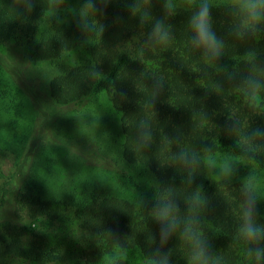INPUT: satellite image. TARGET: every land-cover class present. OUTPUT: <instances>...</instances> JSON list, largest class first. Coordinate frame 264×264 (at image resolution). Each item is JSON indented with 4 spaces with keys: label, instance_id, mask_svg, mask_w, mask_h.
Segmentation results:
<instances>
[{
    "label": "trees",
    "instance_id": "trees-1",
    "mask_svg": "<svg viewBox=\"0 0 264 264\" xmlns=\"http://www.w3.org/2000/svg\"><path fill=\"white\" fill-rule=\"evenodd\" d=\"M214 1L208 3L210 24L221 49L207 58L190 43V18L200 3L183 8L169 0H100L88 12L85 32L74 35L44 26L53 0H0V45L23 36L34 42L30 57L38 62L62 59L77 41L88 52L84 63L49 83L50 100L65 110L51 117L42 109L25 136L17 169L0 200V264L29 256L24 237L35 236L45 223L65 220L76 221L92 236L84 264H159L164 257L167 264H191L184 234L189 223L204 241L210 264H256L238 231L246 197L217 180L208 163L218 152L229 153L256 163L264 177V135H258L264 133V22L255 33L243 31L236 4ZM157 22L168 33L165 42L152 38ZM11 77L21 88V80ZM106 91L121 115L123 174L138 195L133 199L83 189L60 195L50 190L47 177L38 185L29 181L41 147L55 144L40 126L51 125L66 111H80ZM16 92H0V121H8L14 110L22 117L12 99ZM32 98L37 112L47 108L46 99ZM83 154L86 159L88 153ZM98 155H88L86 161H97L89 166L111 171L114 165ZM146 176L152 180L144 189ZM168 203L179 227L162 243L155 213ZM18 206L23 216L16 213ZM253 212L264 226V213L255 202ZM46 256L47 262L56 260L53 251Z\"/></svg>",
    "mask_w": 264,
    "mask_h": 264
},
{
    "label": "rangeland",
    "instance_id": "rangeland-1",
    "mask_svg": "<svg viewBox=\"0 0 264 264\" xmlns=\"http://www.w3.org/2000/svg\"><path fill=\"white\" fill-rule=\"evenodd\" d=\"M99 1L53 0L54 5L47 14L44 26L52 30L71 31L74 35L84 33L87 28L88 12ZM169 2L176 7L187 8L199 4L201 0ZM214 2L208 0V3ZM222 2L236 4L237 1ZM61 3L63 4L60 5ZM33 44L34 42L29 43L25 37L17 36L11 43L0 45V92L7 91L8 88H14L15 92L18 89L12 99L16 108L22 112L21 117L17 116L14 110L8 121H0V200L6 183L17 169V161L30 125L41 117L42 109H46L51 117H55L58 110H65L50 100V81L56 75L88 59L87 46L77 41L75 48L60 60L34 61L30 57ZM11 75L21 80L22 89L13 82ZM35 94L44 101L46 99L47 108L42 107L37 112L36 104L30 101ZM8 99L7 97V101ZM49 101H52V104ZM2 103L3 100L0 101V106ZM61 115L51 125L40 126L41 129L45 127L49 130L55 144L41 147L31 169L29 181L38 185L39 179L47 177L52 182L50 190L60 195L72 189L75 193L82 192L83 189L90 193L96 190L100 194H125L131 197L138 195L136 188L123 174L126 166L121 159L123 142L121 115L112 104L110 93L106 91L94 96L78 112L66 111ZM15 118H18L19 123L11 125L10 120ZM94 150L98 151L109 165H114L111 171L89 166H95L97 163L95 160L86 161L89 154L96 152ZM84 152L88 153L86 159L83 156ZM208 164H211L210 171L219 178L217 180L227 181L233 185L234 193L239 191L242 199L246 197L245 188L249 185L253 187L257 191L256 200L253 198L255 205L264 213V196L263 199L259 198L260 194L264 195V177L256 163L235 158L229 153L218 152ZM134 168L141 173L144 172L139 167ZM151 180V176L143 179L144 189L149 188ZM237 183L243 184V187L240 188ZM252 195L254 196L253 192ZM15 210L20 216L25 214L19 206L15 207ZM91 242L92 236L76 221L48 222L35 236L24 237L23 246L29 256L11 257L10 264H84V252L89 250ZM43 251L46 255L53 251L56 260L47 262V256ZM36 253L43 255L42 261L37 259Z\"/></svg>",
    "mask_w": 264,
    "mask_h": 264
},
{
    "label": "clouds",
    "instance_id": "clouds-1",
    "mask_svg": "<svg viewBox=\"0 0 264 264\" xmlns=\"http://www.w3.org/2000/svg\"><path fill=\"white\" fill-rule=\"evenodd\" d=\"M236 7L240 16L239 29L255 33L257 25L264 22V0H237ZM190 26L193 33L191 45L201 49L207 58L217 56L221 49V41L211 29L208 0H201L199 7L190 18ZM241 30L237 31L238 36L242 35ZM152 38L159 42H165L168 38V33L162 29L159 22L153 28ZM258 135H264V133H258ZM250 187L249 185L245 188L246 199L242 205L238 231L240 237L249 245L245 249L247 256L256 264H260V261L264 259V247L261 246V242L264 241V226L256 223L254 219V199ZM174 212V206L170 203L156 210V219L162 227V243L179 227V221ZM184 234L191 245V264H210L204 241L195 232L191 223L185 226ZM159 264H167V258L164 257Z\"/></svg>",
    "mask_w": 264,
    "mask_h": 264
},
{
    "label": "snow or ice",
    "instance_id": "snow-or-ice-1",
    "mask_svg": "<svg viewBox=\"0 0 264 264\" xmlns=\"http://www.w3.org/2000/svg\"><path fill=\"white\" fill-rule=\"evenodd\" d=\"M99 174H101V175H107L106 173H99Z\"/></svg>",
    "mask_w": 264,
    "mask_h": 264
}]
</instances>
